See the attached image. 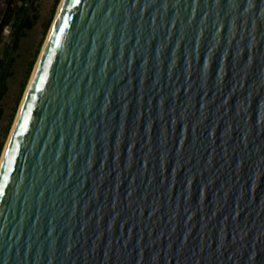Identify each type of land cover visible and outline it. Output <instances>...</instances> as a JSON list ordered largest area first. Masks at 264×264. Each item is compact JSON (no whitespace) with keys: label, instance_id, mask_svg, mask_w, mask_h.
<instances>
[{"label":"water","instance_id":"1","mask_svg":"<svg viewBox=\"0 0 264 264\" xmlns=\"http://www.w3.org/2000/svg\"><path fill=\"white\" fill-rule=\"evenodd\" d=\"M0 264H264V0H64Z\"/></svg>","mask_w":264,"mask_h":264},{"label":"rangeland","instance_id":"2","mask_svg":"<svg viewBox=\"0 0 264 264\" xmlns=\"http://www.w3.org/2000/svg\"><path fill=\"white\" fill-rule=\"evenodd\" d=\"M54 3L55 0H37L27 5L26 12H21L19 8L22 0H0V71L4 69L6 72V92L0 100V160L62 0L55 6ZM10 9H14L15 13L10 24L3 27L4 13L8 14ZM25 16H29L34 25L25 30V35L14 47L12 35L14 26L19 20L18 17ZM31 62L33 64L28 72ZM24 82V88L21 90Z\"/></svg>","mask_w":264,"mask_h":264},{"label":"trees","instance_id":"3","mask_svg":"<svg viewBox=\"0 0 264 264\" xmlns=\"http://www.w3.org/2000/svg\"><path fill=\"white\" fill-rule=\"evenodd\" d=\"M35 1H37V0H22V4L20 5L19 10L21 12H26L27 5L29 3L33 4ZM59 1L60 0H55L54 6L56 4H58ZM6 13L7 12L4 13V16H3V19H2L3 27H5V26L10 24L15 11H14V9H10L9 13L8 14H6ZM36 17H37V15L34 16V18H36ZM17 19H19V20L15 24L14 30L12 32L13 33L12 34L13 35V39H14L13 40V46L14 47H16L18 45V42H19L20 38L25 35V30L29 29V28H32L33 25H34L33 20L29 16H25V17H21V18L18 17ZM32 64H33V62L30 63L28 72L31 70ZM5 81H6V72L3 69V70L0 71V100L2 99L3 95L6 92V83H5ZM24 85H25V82L22 84L21 90L24 88ZM12 115H11V117H12ZM0 116H1V110H0ZM10 121H11V119H10ZM7 129H6V131H7Z\"/></svg>","mask_w":264,"mask_h":264},{"label":"bare ground","instance_id":"4","mask_svg":"<svg viewBox=\"0 0 264 264\" xmlns=\"http://www.w3.org/2000/svg\"><path fill=\"white\" fill-rule=\"evenodd\" d=\"M63 2H64V0H62L61 6H62ZM61 6H60V8H61ZM60 8H59V10H60ZM59 10H58V12H59ZM58 12H57V14H58ZM56 17H57V15H56ZM55 19H56V18H55ZM55 19H54V20H55ZM54 22H55V21H54ZM54 22H53V24H54ZM52 27H53V25H52ZM52 27H51V30H52ZM51 30H50V32H51ZM50 32H49V34H50ZM48 37H49V35H48ZM48 37L46 38V42H45V44H44V46H43V49H42L41 54H40V57H39L38 62H37V64H36V66H35L34 72H33V74H32V77H31L30 81H29L30 83H29V85H28V87H27V90L25 91V94H24L23 100H22V102H21V106H20V109H19L18 114H19L20 111H21L22 104H23V102H24V100H25V98H26V95H27V92H28V90H29V88H30L31 82H32V80H33V78H34V76H35L36 69H37V65H38V63H39V61H40V58H41L42 52L44 51V48H45V46H46V43H47ZM18 114H17V117H18ZM17 117H16V120H17ZM16 120H15V123H14V125H13V128H12V131H11V133H10L9 139H8V141H7V144H6L5 148H4L3 154H2V156H1L0 166H1V162H2V160H3L4 156H5V151H6L7 145H8V143H9L10 139H11V136H12L13 130H14V128H15Z\"/></svg>","mask_w":264,"mask_h":264},{"label":"snow or ice","instance_id":"5","mask_svg":"<svg viewBox=\"0 0 264 264\" xmlns=\"http://www.w3.org/2000/svg\"><path fill=\"white\" fill-rule=\"evenodd\" d=\"M60 31H63V29H60ZM6 167L10 169L11 167V157H9L6 161Z\"/></svg>","mask_w":264,"mask_h":264}]
</instances>
